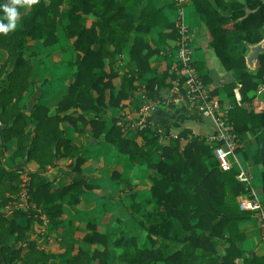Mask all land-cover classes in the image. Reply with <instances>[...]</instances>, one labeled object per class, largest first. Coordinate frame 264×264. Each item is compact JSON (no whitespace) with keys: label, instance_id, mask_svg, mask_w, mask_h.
I'll return each mask as SVG.
<instances>
[{"label":"trees","instance_id":"obj_1","mask_svg":"<svg viewBox=\"0 0 264 264\" xmlns=\"http://www.w3.org/2000/svg\"><path fill=\"white\" fill-rule=\"evenodd\" d=\"M190 2L210 32L211 48L222 67L236 75V82L224 86L227 97H234L235 89L241 103L249 102L259 85L264 86V53L258 56L254 70H248L245 63L248 47L264 39V0H223L220 11L208 0ZM0 4L12 6L13 0H0ZM15 6L20 12L19 26L6 35L0 33V51L7 55L0 65V78L4 77L0 86V125L4 127V143L16 139V149L9 156L12 163L33 162L37 172L0 167V253L5 264H55L58 256L36 249L28 231L14 220L26 217L42 224L39 214H44L54 228L66 195H70V205L74 206L84 191L95 189L83 181L54 189L41 175L59 159L74 160V170L80 172L82 151L65 138L61 127L65 122L77 133L88 131L94 140L114 146L130 164L150 171L144 205L134 202L129 208V214L138 217L137 229L126 234L121 220L117 232L100 234L93 228L86 243L100 248L91 253L80 249L66 264H109L110 259L113 264H264V256L247 258L241 247L245 238L239 224L252 214L239 208L238 199L246 192L236 179L237 170L223 171L203 138L183 131L171 144L160 145V136L151 123L128 137L122 124H117L126 121L123 115L113 118L108 129L100 117H85L90 111L121 110L124 102L132 101L134 83L151 72V58L160 53L151 45L152 32L155 30L160 38L167 31V39L175 41L174 22L151 0H19ZM0 21L7 23L2 9ZM60 30L66 40L73 41L75 52L69 63L71 78L65 95L52 110L35 104L26 122L20 103L30 93L32 76L27 43L57 46ZM126 53L134 68L123 75L125 84L114 93L116 62ZM168 71L162 78L146 79L144 94L148 99L159 98L168 88ZM202 79L206 84L207 80ZM227 120L238 139L246 133L254 138L251 159L241 147L236 154L258 168L264 202V113L234 104ZM28 121L35 123L33 130L27 129ZM19 172L29 178L31 206L27 212H16L8 219L2 211L20 190ZM124 182L128 191L135 189L131 182ZM23 244L28 247L24 254Z\"/></svg>","mask_w":264,"mask_h":264},{"label":"crops","instance_id":"obj_2","mask_svg":"<svg viewBox=\"0 0 264 264\" xmlns=\"http://www.w3.org/2000/svg\"><path fill=\"white\" fill-rule=\"evenodd\" d=\"M157 8H160L170 22L175 21V9L172 7V0H151ZM215 10L220 11L221 1L208 0ZM229 1V0H225ZM249 12L248 10L246 11ZM185 20L192 32V56L194 65L199 75L207 80L206 85L213 97L218 98L227 105H237L236 90L232 98L227 97L224 90L226 84L236 82V75L227 72L222 67L211 48V35L203 21L201 15L196 11L192 3H187L185 7ZM91 21H87L90 25ZM60 43L54 47H43L33 41L27 43L26 56L31 58L32 76L30 79V93L21 100V107L26 118L29 117V110L35 105L40 104L49 109L56 107L57 103L65 95L66 88L71 78V68L69 63L74 59L75 52L72 50V40H66L64 33L58 32ZM167 31L159 38L154 30L150 36L153 42L152 47L159 50V54L151 58V72L134 83V92L132 101L124 102L121 110L114 108L102 109L100 112L90 111L85 113V117L93 119L100 117L106 122V128L111 127L113 118L123 115L126 121L132 122L146 117L151 126L156 130L160 129L165 134L159 139L160 145L171 144L173 140L169 138L170 134H179L183 131H189L192 135L201 138L207 137L213 133V124L209 118L202 117L197 109L189 103H179L172 107H158L149 111L147 115L142 114L148 99L145 96L144 87L146 79L158 77L162 78L163 73L176 61L175 41L167 39ZM7 59L5 52L0 51V65ZM134 68L130 62L127 53L121 56L115 66L118 72L113 80L117 89L125 84L124 74ZM107 71V68H106ZM169 72V71H168ZM4 77L0 78L2 86ZM263 85L260 84L258 89ZM257 89V91H258ZM257 97L264 100V90ZM163 92V91H162ZM107 98L109 93L106 94ZM240 99V97H239ZM251 99V100H252ZM29 122V121H28ZM35 123L29 122L27 129L33 130ZM64 130L65 138L74 146L82 151L83 163L80 172L74 170V160L59 159L52 166H48L41 172L42 177L50 182L54 189L65 188L76 181H83L85 185L95 187L92 191H84L79 202L70 205V195H66L61 200L62 213L59 217V223L52 228L49 223H39L35 219L28 220L26 217H18L14 220L21 228L28 231L26 234L34 242L36 249L43 250L49 254L57 255L55 264H66L72 256L80 249L93 252L100 247L97 244H87L85 238L92 235V229H96L100 234H106L112 230L119 231L117 227L118 220H121L126 234H130L137 229L138 217L129 214V208L134 202L144 205L148 197L150 182L148 176L150 171L145 166L132 165L127 157L121 154L114 146L102 141L94 140L91 134L86 131L77 133L72 126L65 122L61 125ZM124 127L125 134L133 137L135 131L130 130L127 124ZM3 129L0 125V167L6 171H11L19 167L26 169L30 173L37 172V165L33 162L27 163L24 160L13 164L10 160V154L16 149V139L12 138L8 142L3 141ZM240 145L243 152L251 159L255 153L254 138L246 133L241 136ZM138 143H141L139 137H135ZM233 168H249L254 190L263 202V196L260 190V175L258 168L249 165V162L243 160L241 154L231 158ZM129 181L135 189L130 192L126 183ZM134 191L138 192L133 194ZM240 231L244 235V241L241 247L245 256L263 257L264 244L261 240V233L257 219L251 215L249 219L239 224ZM9 242L13 243V239ZM21 253L28 251L27 244L21 245ZM113 251H111V256ZM109 264H113L112 259ZM0 264H5L3 255L0 253Z\"/></svg>","mask_w":264,"mask_h":264},{"label":"built area","instance_id":"obj_3","mask_svg":"<svg viewBox=\"0 0 264 264\" xmlns=\"http://www.w3.org/2000/svg\"><path fill=\"white\" fill-rule=\"evenodd\" d=\"M175 8L174 28L177 35L175 40L176 61L169 69V77L166 79L168 88L160 93L157 99H150L146 102L142 110L145 116L149 111L158 107H172L179 103L187 102L195 107L202 117L209 118L213 124V133L203 139L212 148L214 157L219 167L223 171L233 168L231 158L236 157V150L241 147L239 139L233 125L227 120L228 112L233 106L221 102L218 98L210 94V90L199 75L192 56V32L185 20V7L189 0H172ZM264 90V86L257 91L259 94ZM236 92V91H235ZM237 94V92H236ZM237 105L252 109L255 113H264V100L257 97L247 103H241L237 97ZM148 119L142 117L139 120L117 124L125 126L135 132L146 129L149 125ZM161 137L165 134L162 130L156 129ZM171 140L177 139V134H170ZM184 142V140H181ZM20 190L3 209L2 214L5 218L11 219L16 212H27L31 206V196L28 194L27 186L29 178L24 172H19ZM237 181L243 185L245 195L239 197L238 205L240 210L248 211L257 219L261 240L264 244V203L257 196L250 174L249 168H237ZM40 220L47 223L44 214H39Z\"/></svg>","mask_w":264,"mask_h":264},{"label":"clouds","instance_id":"obj_4","mask_svg":"<svg viewBox=\"0 0 264 264\" xmlns=\"http://www.w3.org/2000/svg\"><path fill=\"white\" fill-rule=\"evenodd\" d=\"M18 2L19 0H13L12 6H9L8 4H0V9H2L4 13V19L7 20V23L0 21V33L6 35L19 26L20 12L15 6ZM31 2L35 3L36 0H31Z\"/></svg>","mask_w":264,"mask_h":264},{"label":"water","instance_id":"obj_5","mask_svg":"<svg viewBox=\"0 0 264 264\" xmlns=\"http://www.w3.org/2000/svg\"><path fill=\"white\" fill-rule=\"evenodd\" d=\"M264 53V39L253 46L248 47V53L245 55V63L248 70H254L258 56Z\"/></svg>","mask_w":264,"mask_h":264}]
</instances>
